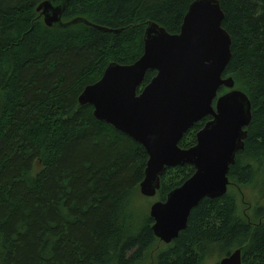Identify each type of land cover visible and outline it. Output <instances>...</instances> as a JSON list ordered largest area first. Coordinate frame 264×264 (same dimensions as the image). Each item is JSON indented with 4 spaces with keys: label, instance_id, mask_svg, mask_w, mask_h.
Masks as SVG:
<instances>
[{
    "label": "trees",
    "instance_id": "1",
    "mask_svg": "<svg viewBox=\"0 0 264 264\" xmlns=\"http://www.w3.org/2000/svg\"><path fill=\"white\" fill-rule=\"evenodd\" d=\"M45 1L0 0V264H219L237 250L243 264H264V0H219L232 39L224 78L251 100L252 123L227 195L203 200L160 249L149 207L139 206L146 149L79 98L111 64L143 57L149 23L180 34L197 0H70L64 23L83 19L112 33L84 23L48 28L37 11ZM209 120L180 147H194ZM194 174L168 169L159 202ZM247 187L262 203L245 217L237 198Z\"/></svg>",
    "mask_w": 264,
    "mask_h": 264
},
{
    "label": "water",
    "instance_id": "2",
    "mask_svg": "<svg viewBox=\"0 0 264 264\" xmlns=\"http://www.w3.org/2000/svg\"><path fill=\"white\" fill-rule=\"evenodd\" d=\"M69 2L47 0L38 7L48 28L84 23L113 32L83 19L64 23ZM224 20L219 0H197L185 16L180 34L171 35L149 23L143 57L131 66L111 64L102 79L79 98L81 106L94 108L96 120L146 149L149 161L140 185L144 197L157 196L168 169L195 168V174L172 191L166 202L151 208L154 234L166 245L188 228L193 210L203 200L227 195L231 168L245 150L252 123L251 100L235 89L233 78H224L232 59V39L223 28ZM151 71L157 75L142 89ZM223 88L229 92L220 96ZM209 117L212 120L197 134L196 145L182 149L185 135ZM219 264H243L242 250Z\"/></svg>",
    "mask_w": 264,
    "mask_h": 264
},
{
    "label": "rangeland",
    "instance_id": "3",
    "mask_svg": "<svg viewBox=\"0 0 264 264\" xmlns=\"http://www.w3.org/2000/svg\"><path fill=\"white\" fill-rule=\"evenodd\" d=\"M237 90V89H236ZM227 92H229L228 90H226ZM223 95V94H222ZM231 191L233 193H235L232 189ZM242 195L238 196V202H239V209H240V213L242 215H244L245 217L247 216H252L254 214V208L257 206L258 203H262L260 202V193L257 191H252L250 187L247 188H243V190H241ZM140 193V191H139ZM140 203L139 206H147L149 207V213L151 212V208L152 206L159 202L158 197L155 198H146L144 197L141 193H140ZM164 245L161 244L159 246V249ZM166 245V244H165ZM218 260H212V261H208L206 264H217Z\"/></svg>",
    "mask_w": 264,
    "mask_h": 264
},
{
    "label": "flooded vegetation",
    "instance_id": "4",
    "mask_svg": "<svg viewBox=\"0 0 264 264\" xmlns=\"http://www.w3.org/2000/svg\"><path fill=\"white\" fill-rule=\"evenodd\" d=\"M209 119H210L209 121H211V120H212L210 117H209Z\"/></svg>",
    "mask_w": 264,
    "mask_h": 264
}]
</instances>
